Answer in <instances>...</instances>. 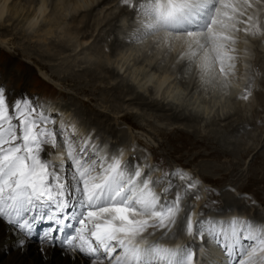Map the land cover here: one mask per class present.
<instances>
[{"label": "rangeland", "instance_id": "374dc122", "mask_svg": "<svg viewBox=\"0 0 264 264\" xmlns=\"http://www.w3.org/2000/svg\"><path fill=\"white\" fill-rule=\"evenodd\" d=\"M20 2L24 3V0ZM143 3L144 0H114L106 8L104 6L95 16V18L97 17L96 21H101V23L96 26L93 17L90 21L88 32L92 31L91 40L73 51H59L58 48L51 45L52 42L55 44L60 42V36H62L60 31H58L60 35L56 33L58 38L53 35L45 41L46 43L43 40L36 42V38H32L33 32H25V37L23 36L24 32L20 28L22 23L18 24L15 29L13 27L17 22L13 25L11 22L2 23L1 28L12 30L13 34L8 35L10 44L0 43V49H4L0 50V61L6 60L8 54L5 52L15 53L18 55L15 68L19 71L27 66L32 68L33 77L28 78L30 87L27 92L36 96L38 112H43L45 116L54 121L48 127L58 133L57 144L58 148L62 150L60 159L66 164L69 161L64 143L65 138H70L77 150L79 149L77 146H83V141H88L89 149L95 150L100 141L105 138V143H107L99 154L115 157L116 151L123 148L126 152L122 158L124 162L133 166L137 163L141 166H151V168L146 167L145 170L150 172L154 180H160L157 191H160L161 187L167 186L166 173L179 172L190 177L192 182L198 185L195 194L200 197L197 200L190 196L185 201V207L188 205L192 208L194 220L210 222L215 216L224 218L235 215L245 219L251 217L252 223H260L261 228H264V36H246L245 33L241 34V31L236 33V42L231 45L235 51L230 53L236 58L235 70L228 80L232 84L238 83L240 88L238 87L239 92L235 91L231 94V92L225 91V89L232 90L235 87L229 82H226L227 85L229 84V87L226 88L219 84L216 87L212 84L202 86L198 78L189 76L186 68H181V60L180 65L173 67L175 65L172 54L168 55L163 52L158 56L159 59L155 57L154 61L152 59L148 65L147 58L152 57L154 53L152 43L136 52L131 51L132 46L128 47L114 41L118 47L115 50L116 55L109 57L110 54L104 53L120 29V25H123L121 21L124 20L127 26L130 25ZM121 9H124L126 13L120 12ZM81 15L84 16L82 20L89 19V15L85 12H82ZM122 16H126V19ZM66 22L69 26H75L69 18L66 19ZM107 22L110 23L106 25ZM114 24L117 26L113 31ZM241 25L243 24H238L237 27L241 29ZM78 27L80 28L81 24ZM261 32H264V27L261 28ZM118 35L119 39L127 40L124 33ZM75 41L73 40L68 45L70 49L73 48ZM246 43L249 49H247ZM21 48H27L46 69L40 68L41 65L38 64L39 61L36 58H27L20 50ZM119 49L125 53L134 52L131 53L128 62L124 63L126 65H122L123 68L118 67V57L120 56L117 55V52ZM242 53H245L244 57ZM48 54L51 55V58H47ZM89 56L91 58L95 56L101 60L107 57L108 68L113 70V74L110 76L96 69V72L100 73V76H104L105 80L96 81L92 87L93 90L90 93H85L81 88L88 81L83 70L88 67L85 60L89 59ZM242 65H245L246 70L242 68ZM135 67H137L136 70H134ZM178 68L181 70L178 71ZM165 70L171 71L170 78L173 77L171 81L169 78L166 85H163L159 94L151 92L152 82L146 81L143 88L138 86V82L143 81L141 79L146 73H153L155 77ZM44 84L50 88L47 89ZM115 85L118 88L113 94L119 96L117 101H110L112 90L108 91L109 95L101 100L100 94L102 93L99 89H104L106 93L105 90H109L111 86ZM168 85H176L180 89L178 100H169L165 97L163 93L169 87ZM96 86L98 88H95ZM86 88L88 89L87 86ZM244 96H247L253 105L249 106L248 111L241 116L233 115L228 118L231 113L233 114L234 108H223L222 105L235 102ZM130 97H135L136 102H145L146 105L129 104L130 101L127 99ZM218 99V103H214L213 108L206 116L203 113L202 105L213 104V101ZM103 100L109 101L104 102ZM111 104L116 107V111L112 110ZM61 106H68L69 110L60 111V113L58 109ZM88 114L90 116L97 114L102 122L108 118V127H111L116 135L108 137L103 129L89 122ZM126 114L129 117L123 116ZM198 120L201 121L198 122ZM75 135L76 137H74ZM213 148L224 149L225 153H217L212 150ZM174 179L176 184L187 183L178 177H174ZM227 196L230 198L229 203L226 201ZM229 210L238 211L235 214L225 215L224 211ZM221 214L224 216L221 217ZM181 215L183 216L184 212ZM215 221L221 222L220 220ZM181 222L178 220L171 230L161 229L153 231L151 235L146 234L147 238L151 237V239L157 240L163 234L160 237L162 247H169L172 243L171 245L175 249L182 248L181 242L184 246H189L196 241L198 246H203L202 241L205 239L206 233L202 240L197 232L188 234L187 230L181 231L179 229ZM180 239L181 242H179ZM209 242L207 240L206 244L208 245ZM215 243L218 244L216 240ZM205 249H200L202 260L207 258L202 252ZM194 250V253L199 252V247ZM101 255L104 256L103 250ZM105 259L107 260V258Z\"/></svg>", "mask_w": 264, "mask_h": 264}, {"label": "snow or ice", "instance_id": "6c2138e0", "mask_svg": "<svg viewBox=\"0 0 264 264\" xmlns=\"http://www.w3.org/2000/svg\"><path fill=\"white\" fill-rule=\"evenodd\" d=\"M142 11L141 42L155 37L158 47H186L181 68L202 86L228 87L237 32L264 36V0H144ZM50 123L26 101L10 106L0 92V219L21 230H30L38 218L53 222L52 231L74 228L77 235L66 243L78 240L75 247L82 253L103 250L109 264H193L194 255L185 249L160 248L147 240L153 231L171 230L186 219L188 234L197 232L203 240L207 233L234 264H264V228L238 218L205 222L181 215L188 197L200 198L198 185L183 173H166L168 184L157 191L160 180L145 170L151 166L100 155L98 148L89 150L88 141L77 151L70 138L64 143L72 172L54 165L42 155L45 145L59 147ZM174 177L187 183L176 184Z\"/></svg>", "mask_w": 264, "mask_h": 264}, {"label": "bare ground", "instance_id": "6f19581e", "mask_svg": "<svg viewBox=\"0 0 264 264\" xmlns=\"http://www.w3.org/2000/svg\"><path fill=\"white\" fill-rule=\"evenodd\" d=\"M20 1L21 0H0V43L10 44V41L8 39V35L13 34V32H11L12 30H6L5 28H1L2 23H5V22L10 23L11 22L13 25L15 22H17V24L13 28L15 29L18 24L22 23L20 28H22V32H24L23 36L25 37V34H26L25 32H31V33L33 32L34 35H32V38H36V42H38L40 40H43L45 42L51 36H53V35L56 36V33H59L58 31H60L61 35H62V36H60L61 37L59 40L60 42L58 44H55L54 42H52L51 45L54 48H58L59 51H65V50L73 51L78 46L83 45L84 43H87L88 41L91 40L93 35H92V31L88 32V28L90 27V21H91L92 17L95 20L96 26H98L101 23V21H96L97 17L95 18V16L98 15L99 11L102 8H104V6L106 8L107 5L114 0H24V3H21ZM225 2L226 3H239V4H241V2H242V4H243L244 0H225ZM249 2H253V0H249ZM49 7H50V9H48ZM143 8H144V3L142 4V7L137 10V13L134 16V18L132 19V23L130 25L128 24V26H127V24H125L124 20L121 21V24H123V25H120V29L118 30L117 34H115L113 41L107 47V50L104 51V53L110 54L109 57L116 55L115 50L118 49V47L114 43V41L118 42V44L122 43V45H127L128 47L132 46L130 48L131 51L133 50L136 52H139L140 49H144L149 43H152L154 46L153 47L154 53H153L152 57L147 58L148 65L151 63L152 59L154 61V58L155 57L157 58L159 55L163 54V52H165L166 54L168 53V55H170V54L173 55V57H174L173 58V64L175 65L173 67L178 66V64L180 65V63H181L180 57L182 56V54L184 52H187L186 47L181 49L179 44H175L171 49H169L166 45H162V46L158 47V46H156V44L154 42L156 40L155 37H149V38L143 40V42H141V39L138 38V33L140 31V26L142 23V16H143L142 9ZM82 12H85L86 14H88L89 19L82 20L84 18V16L81 15ZM120 12L126 13V11L124 9H121ZM122 17H124V16H122ZM20 18H21V20H19ZM68 18L70 20H72V22L75 24V26H72V25L69 26L68 25V23H67L68 21L66 22V19H68ZM126 22H127V20H126ZM109 23L107 22L106 25H108ZM79 24H81L80 28L78 27ZM116 26L117 25L114 24L113 31L116 29ZM241 27H242L241 29H243L245 27H248V25L243 24V25H241ZM121 33L122 34L124 33L126 35L127 40L126 39H119L118 34H121ZM241 34H244V32L242 30H241ZM59 35H60V33H59ZM160 35L164 36L166 34L161 33ZM128 39H131V40H128ZM165 39H168V37H165ZM173 39H175V38H173ZM73 40H76V41L73 44V48L70 49V47H68V45L70 43H72ZM246 46H247V49H249L248 44ZM246 46H243V47H246ZM123 48H124V46H123ZM125 48H127V47H125ZM0 50H4V49H0ZM20 50H22V52L27 56V58L33 57V58L37 59V57L32 56V54L27 50V48H25V49L21 48ZM131 51H129L128 53L127 52L125 53V51L123 52L122 49H119V52H117V55L120 56V57H118L119 58V60H118V63H119L118 67L119 68H121V67L123 68L126 65L124 63L134 53V52L132 53ZM249 52H250V50H249ZM5 53L8 54L6 60L0 61V92H3V94L5 96V100L10 106H14L16 104V102H18V101H26L30 107H35L36 109H38L37 105H36V96L34 94L27 92L28 87H30V83L28 82V78L33 77L32 76V73H33L32 68L27 66L22 71H19L17 68H15V66L17 65V61H18V55L15 53H10V52H5ZM244 54L242 53L243 57H244ZM133 56L135 57V55H133ZM47 58H51V55L48 54ZM106 59H107V57L105 59L101 60L99 58H96L95 56H94V58H91L89 56V59L85 60L86 64H88V67H86L83 70L84 71L83 74L88 77L87 78L88 81L86 80L87 81L86 84H84V86L81 88V90L83 92H85V93L89 92L90 93L93 90L92 87H94V83L96 81L102 82L103 80H105V77L100 76L99 75L100 73H97L96 69H99L100 72H104V73H107L110 76H112L113 70H110L108 68L109 65L106 62L108 60H106ZM157 59H159V57ZM37 60L39 61V59H37ZM109 60H110V58H109ZM243 63H244V61H243ZM38 64L41 65V67H40L41 69H46V67L44 65H42V63L40 61L38 62ZM123 64H124V66H122ZM244 66L245 65H242V68L245 69ZM136 68L137 67H135L134 70H136ZM218 68H219V66H217V71H218ZM138 69L140 70V68H138ZM140 72H141V70H140ZM137 73H138V71H137ZM170 73H171V71L165 70V71L161 72V74L156 75L155 77H154L153 73H146L143 76V79L140 78L143 81L138 82V86L143 88L145 86L146 81L150 82V83L152 82L151 83L152 84L151 92L154 94H159L161 89H163V85L165 83H167V81L169 80V78L171 76ZM135 75H136V73H135ZM136 77H134V78H136ZM9 78H11V80H9ZM171 78H170V81L172 80ZM220 79H223V78H220ZM63 80L65 82V79H63ZM226 82L228 83L229 80L227 79V81H225V83ZM169 83H171V82H169ZM16 84H18V85H16ZM171 84H169V85H171ZM230 84H232V83H230ZM44 85L47 89L50 88V87H48L47 84H44ZM232 85H235V87L232 90L225 89V91H229V92H231V94L234 93L235 91L239 92V88H240L238 86L239 84L235 82ZM86 86L88 87V89L86 88ZM95 88H98V87L96 86ZM117 88L118 87L116 85L111 86V88L109 90H105L106 93L104 92V89H99V91L102 93V94H100L101 100L103 98L105 99V97H107V95H109V94H107L108 91L112 90V93L110 94V96H111L110 101H112V102L117 101L119 96L113 94V92ZM182 92H183V90H182ZM179 93H181L180 89L175 85V86H169L164 91L163 94L165 95L166 98H169V100H175L176 101V100H178V94ZM250 98H252V97L250 96ZM135 99H136L135 97H130L127 100L130 101L129 104L135 105V103H136L139 105L140 104L146 105L145 102L144 103L136 102ZM257 99L259 100V98H257ZM108 101L109 100L104 101V102H108ZM218 101H219V99L213 101V104L202 105V110L204 111L203 113L207 116L209 114V112L211 111V109L213 108L214 103H218ZM177 103H178V101H177ZM251 105H253V102L251 100H248V99L245 100L243 98H240L237 101L232 102L230 104H226V105L223 104L222 107L224 106L223 108H227V107L228 108H231V107L234 108V110L232 111L233 114L231 113L228 116V118H229V117H232L233 115L241 116V114H244L248 111V108ZM110 106H112V110H115V111L117 110L113 104H111ZM155 106H154V108H155ZM68 108H69L68 106H65V107L61 106V107H59L58 111L64 112ZM84 113L87 114L86 112H84ZM88 115L87 116L89 118V122L91 124L96 125L97 127L101 128V129H103V131L106 133V135L108 137L109 136L114 137L116 135L115 131L112 130L111 127H108V123H107L108 118H105L102 122L100 120L99 116H97V114H93L92 116H90V114H88ZM123 116L125 118L129 117V115H127V114L123 115ZM72 120H74V119H72ZM200 121L198 120V122H200ZM72 122H74V121H72ZM70 124H72V123H70ZM87 136H88V134H87ZM74 137H76V135ZM85 139H86V137H85ZM103 139H102L103 141H100V143L97 145L99 152L101 151V149L105 148L104 145H106V143H107V142L105 143V138H103ZM77 147H82V146H77ZM120 147H121V145H120ZM92 149H89V150L93 151L94 149L93 150ZM212 150H214L217 153H221V154L225 153L224 149L220 150L217 148H215V149L213 148ZM114 151H116V150H114ZM61 154H62L61 149H59L58 147L53 148L50 144L45 145V152L42 153V155L44 157H46V159L48 161L52 162L54 165L64 167L65 171L70 174L72 172L71 162L68 160V157H67V160L69 161L68 164H66L64 161H62L60 159ZM125 155H126V152L124 151V149L120 148L119 150L116 151L115 157L122 159ZM261 156H263V155H261ZM58 158H59V160H57ZM204 177L206 178L207 176H204ZM229 200H230V198L227 196V198H226L227 203H229ZM69 211H72V210L70 209ZM237 211H235V210L224 211V214L225 215H231V214L237 213ZM187 213H190L192 215V217L194 218V213H192V208L189 207L188 205H186V207H185L184 215ZM224 214H221V217L224 216ZM257 215H258V213H257ZM255 217H256V215H255ZM222 218H216V216H215L214 219H211V218L210 219L212 221L220 220L223 222H230L233 218H238L240 220H244V221H247L250 223L253 222L251 217L249 219H247V218L245 219V218L234 215L232 217L228 216V217H224L223 219ZM258 218H257V220H258ZM29 219H31V218L29 217ZM253 219H255V218H253ZM31 223H32V226H31L30 230H21L17 226L9 224L7 222L6 218L0 219V264H109V261H107L105 258H102V255H101L102 250H100L96 254H90L88 252H83V253L80 252L78 250V247H75L76 245L79 244L78 240L74 241L73 245H71V247L62 246L61 244H59V242L57 240V231L51 230L54 226L53 222H49V221H46L44 219L38 218L37 220H34ZM186 224H187V221H186V219H184L181 222L179 229L181 231L187 230ZM252 224L254 226L261 228L260 223L259 224L252 223ZM74 232H75V229H74ZM75 235H77L76 232H75ZM162 235L163 234H161L159 236V238H157V240H153V239H151V237L147 238V240L149 243H154L157 247H160V248L175 249L171 245L172 243L171 244L169 243L170 244L169 247H166V246L162 247V244L160 243V240H161L160 237ZM169 238H171V237H169ZM207 240L210 241L208 245L206 244ZM171 242H174V241H171ZM179 242H181V239ZM214 242H215V240L210 235H208L206 233V237L202 241L203 246H198L199 244L197 243L198 244L197 245L196 241H195V243H192L189 246H184L181 242V247L183 249H185L186 252L192 253L194 255L193 264H234L233 258L229 255H226L224 249L222 247H220L218 244H216V243L214 244ZM158 245H161V246H158ZM198 247H199V252L194 253V251H195L194 249H196ZM203 248H206L202 252H204L205 256H207V258H209V260H206L207 258L206 259L204 258L205 260H202L200 258V255H201L200 249H203ZM211 260H212V262H209ZM154 264H155V262H154Z\"/></svg>", "mask_w": 264, "mask_h": 264}]
</instances>
